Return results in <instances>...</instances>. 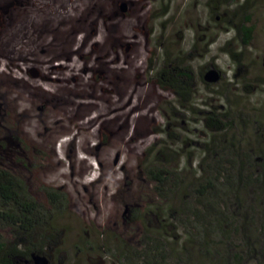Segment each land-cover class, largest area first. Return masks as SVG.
Returning a JSON list of instances; mask_svg holds the SVG:
<instances>
[{"label": "rangeland", "instance_id": "rangeland-1", "mask_svg": "<svg viewBox=\"0 0 264 264\" xmlns=\"http://www.w3.org/2000/svg\"><path fill=\"white\" fill-rule=\"evenodd\" d=\"M228 1L0 0V129L30 148L27 169L14 173L41 204V187L67 199L48 261L111 264L106 249L143 250L149 210L153 225L156 215L160 227H173V237L162 240L171 260L264 264V182L237 193V232L210 256L183 243L176 221L211 139L199 112L226 114L231 122L215 139L222 151L211 157L245 154L252 172L261 173L264 0ZM239 24L251 28L247 46L234 38ZM229 53L239 54L238 62ZM165 58H181L193 73L188 106L152 79ZM208 69L219 79L206 89L198 74ZM151 169L169 173L163 194L178 180L164 200L152 191ZM0 236L12 240L9 231Z\"/></svg>", "mask_w": 264, "mask_h": 264}, {"label": "trees", "instance_id": "trees-1", "mask_svg": "<svg viewBox=\"0 0 264 264\" xmlns=\"http://www.w3.org/2000/svg\"><path fill=\"white\" fill-rule=\"evenodd\" d=\"M216 1L225 5L230 3L228 0ZM238 8L241 9L242 6ZM2 13L0 8V31ZM234 29V38L241 46H247L251 28L239 24L234 26ZM229 54L232 60L238 62L239 54ZM152 79L160 90L171 93L178 105L188 106L191 103L194 76L190 68L182 64L181 58L171 61L162 59L161 67L153 74ZM198 80L206 89L210 85L202 81L200 73ZM199 113L202 114L200 125L210 133L211 139L205 144L204 155L197 166L200 175L192 187L188 188L189 194L184 195L191 201L187 202L185 197L182 198L176 212V221L184 230L183 243L195 244L199 252L210 256L237 232L241 216L240 206L235 203L237 193L264 182V157L259 164L261 173L257 174L252 172L253 164L245 154H240V158H237L227 150L216 158L211 157L217 151H222L215 139L221 132L230 129L231 122L226 121V114L209 111ZM4 132L6 131H0V231H9L12 240L3 243L0 236V264H27L30 263V254L48 257L47 250L55 247L57 232L54 222L64 214L67 199L62 192L50 187L40 188L44 204L28 195L22 180L15 175L13 169L17 166L27 169L30 163V148L16 136L10 137ZM163 174L165 176H162ZM147 175L153 183L152 191L161 200H164L165 194L178 189L179 183L175 179L171 188L163 194L161 189L167 184L169 175L164 170H147ZM149 214L153 215L154 212L147 210L142 216L143 225L147 229L143 237L146 241L144 249L137 251L126 244H121L114 254L106 249L115 262L111 264H130L133 260H139L141 264H183V261L174 256L173 260L169 259L162 241L168 233L173 237L172 225L160 227L156 222L160 218L156 215L153 216V225ZM152 233L158 240L151 238ZM237 259L240 260L239 257ZM48 264H53L50 258Z\"/></svg>", "mask_w": 264, "mask_h": 264}, {"label": "water", "instance_id": "water-1", "mask_svg": "<svg viewBox=\"0 0 264 264\" xmlns=\"http://www.w3.org/2000/svg\"><path fill=\"white\" fill-rule=\"evenodd\" d=\"M119 9L121 10V12H124L125 5L120 4ZM201 79L204 83L213 84L218 81L219 75L215 70L208 69L202 74ZM27 264H48V260L43 255H36L32 253L30 254V263Z\"/></svg>", "mask_w": 264, "mask_h": 264}]
</instances>
